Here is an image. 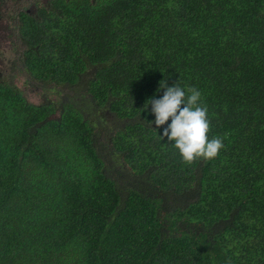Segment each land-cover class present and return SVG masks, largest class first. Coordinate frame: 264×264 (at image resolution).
I'll use <instances>...</instances> for the list:
<instances>
[{
  "label": "trees",
  "instance_id": "1",
  "mask_svg": "<svg viewBox=\"0 0 264 264\" xmlns=\"http://www.w3.org/2000/svg\"><path fill=\"white\" fill-rule=\"evenodd\" d=\"M36 6L16 61L55 99L0 77V264H264V0ZM161 81L201 92L216 158L149 125Z\"/></svg>",
  "mask_w": 264,
  "mask_h": 264
},
{
  "label": "clouds",
  "instance_id": "2",
  "mask_svg": "<svg viewBox=\"0 0 264 264\" xmlns=\"http://www.w3.org/2000/svg\"><path fill=\"white\" fill-rule=\"evenodd\" d=\"M161 90V98L153 97L147 101V106L151 105V113L155 116L154 121H148L149 125L154 123L159 128L170 120L159 136L174 142V147L187 164L199 158H216L224 147L223 139H210L208 136V107L201 102V92L195 87L185 89L177 82L169 86L167 81L160 82L157 92Z\"/></svg>",
  "mask_w": 264,
  "mask_h": 264
},
{
  "label": "rangeland",
  "instance_id": "3",
  "mask_svg": "<svg viewBox=\"0 0 264 264\" xmlns=\"http://www.w3.org/2000/svg\"><path fill=\"white\" fill-rule=\"evenodd\" d=\"M47 0H0V77L16 72L14 82L22 90L24 96L32 103H40L45 95L53 99V93L48 92L40 85L29 79L24 73L19 72V63L16 61L20 44L17 40L16 19L21 9L34 12L36 5ZM15 64L16 69H13Z\"/></svg>",
  "mask_w": 264,
  "mask_h": 264
}]
</instances>
